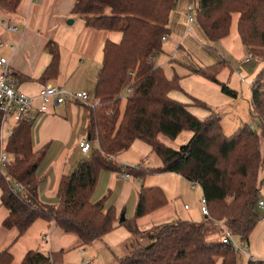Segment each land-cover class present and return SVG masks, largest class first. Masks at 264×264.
<instances>
[{
  "label": "trees",
  "instance_id": "1",
  "mask_svg": "<svg viewBox=\"0 0 264 264\" xmlns=\"http://www.w3.org/2000/svg\"><path fill=\"white\" fill-rule=\"evenodd\" d=\"M196 1V0H194ZM196 21L206 37L217 42L231 32L234 15L239 14L238 29L248 53L264 64V0H197ZM20 0H0V9L17 10ZM176 0H76L72 14L97 29L122 32L118 42L103 43L102 67L98 73L95 96L99 103L90 106L89 141L95 140L89 158L63 175L58 204H45L38 197V166L44 153L32 148L33 121L17 122L7 138L5 150L9 161L0 170V199L8 209L3 221L7 228H17V239L39 218L54 221L65 232L76 233L82 245L101 240L117 225H127L132 239L119 264H239V252L231 242L223 241L226 230L232 237L249 243L250 234L260 220L256 207L264 183V68L251 81L252 117L260 123H242L231 135L225 133L220 114L202 100L178 101L171 92L179 90L180 79H169L154 57L163 51L164 37L171 33L170 13ZM52 60L46 69L56 71L60 52L49 44ZM253 59V58H252ZM252 62V61H251ZM224 60L194 71L217 82L231 97L237 93L218 80ZM250 63V62H247ZM123 92L126 101L122 106ZM104 103L103 107L102 104ZM198 105L208 111L199 117L191 110ZM34 120V119H33ZM190 130L192 138L174 149L164 144L160 134L171 138ZM136 139L151 146L162 166L146 168L119 164L116 158ZM126 172L138 180L151 171L173 172L191 183H198L207 199L210 216L202 222L171 220L141 229L137 217L167 205V195L159 186H146L138 193L135 220L118 221L114 207L104 211L107 197L93 200L102 170ZM22 188H16V183ZM20 264H65L62 252L31 249ZM12 249L0 250V264L14 261ZM247 264H264L261 258Z\"/></svg>",
  "mask_w": 264,
  "mask_h": 264
},
{
  "label": "crops",
  "instance_id": "2",
  "mask_svg": "<svg viewBox=\"0 0 264 264\" xmlns=\"http://www.w3.org/2000/svg\"><path fill=\"white\" fill-rule=\"evenodd\" d=\"M176 1V6L170 13V23H172L174 30H177V21L182 16L179 10L184 8V13L187 15V7L193 0ZM75 2L76 0H20L17 10L12 14L0 9V57L7 58L12 65L18 80V88L21 91L36 96L45 84H60L70 91L84 90L90 94L91 91L94 93V95L91 94L89 102L67 101L60 105H50L49 110L37 114L32 122V148L35 152L44 153L37 173L39 177L38 197L45 204H58L60 202L58 192L63 175L71 174L76 169V165L82 159L89 158L92 149L98 146L97 141L91 140V151L84 153L81 151L80 142L84 139L89 140L90 104L96 97L97 76L103 64V43L108 39L118 42L123 35L118 30L97 29L86 25L83 19L79 20L72 14ZM71 18L74 19L72 24L68 23ZM170 23L169 28L171 30ZM11 25H15L16 28L10 29ZM195 29L204 35L198 24ZM182 30L185 31L183 27ZM49 44L59 49V67L56 71L48 70L46 72L52 60V54L48 49ZM193 44V41L185 40V45L191 51L195 50ZM187 47L182 46L188 50ZM208 52L210 55L212 54L211 51L208 50ZM155 63L157 65L156 61ZM186 67L189 74H182L181 89L172 91V98L190 104L191 97H196L210 106L213 104L221 105L233 98L224 91L222 92L219 84V87L212 85L211 82L213 81L197 74L194 69L200 68L199 66L195 64L188 66L187 64ZM35 104L37 107L38 101ZM190 107L193 113L199 117L208 114L207 110L198 105H191ZM8 137L9 135L5 138V143L2 146L0 143V152L2 148L5 149ZM133 147L145 153L147 157L153 151L151 146L141 139H136L131 145V148ZM121 154L116 160L119 164H124L123 161L126 160L120 159ZM143 162L141 161L142 164ZM100 175L109 186L106 194L100 199L112 197L111 192L112 194L115 193L114 181L119 182V199L116 202L121 205L118 206L117 203L111 205L114 207L119 221L122 212L126 211L125 207L131 202L136 203L143 183L132 175L126 176L123 173H116L108 169L102 170ZM188 182L191 184L189 180ZM262 188L260 191L261 198L264 197ZM189 208L188 205L185 209ZM7 215L8 209L2 206L0 199V250L9 247L14 248L13 246L19 244V239H21L20 237L17 239L19 234L17 228L3 226V221ZM171 220H174V216L170 214L166 218L161 217L153 220L145 225L146 227H143L146 229ZM262 223L258 228L257 224L249 236L254 251L258 255H251L244 248V253L248 256L240 257V253L239 264H247L253 258H264L262 247L264 222L262 221ZM58 229L61 230L59 227ZM234 240L237 242L235 236ZM17 246L21 247L24 253L26 250H30L29 244L24 240Z\"/></svg>",
  "mask_w": 264,
  "mask_h": 264
},
{
  "label": "rangeland",
  "instance_id": "3",
  "mask_svg": "<svg viewBox=\"0 0 264 264\" xmlns=\"http://www.w3.org/2000/svg\"><path fill=\"white\" fill-rule=\"evenodd\" d=\"M195 3L197 8L198 1L196 0ZM179 12L182 16L177 21V30H174L172 23H170V31L172 32L169 34L170 36L167 35L163 40L164 48L162 53L154 57L157 65L164 69L165 75H167L169 79H173L178 75L182 76V74L185 73L189 74V70L186 67L187 64L188 66L195 64L204 68L210 64L224 60L225 63L222 65L217 75L218 80L221 83L225 82L228 84V86L237 93V97H233L218 106L213 104L211 107H213V109L220 114L221 118H223L222 126L225 133L229 135L233 134L242 123L251 124L254 126L253 129L255 128L260 132L261 128L259 120L252 117L253 104L251 103L252 88L250 83L255 75L264 68V64L260 63L255 57H252V62H246L249 53L246 46L241 41L238 29L239 14L236 13L234 15L230 34L217 42H212L208 36L206 37L205 34L203 35L200 31L195 29L198 21H196L197 23L192 24V26L189 24L188 16L184 13V8L183 10L181 8ZM193 15L196 16L195 13ZM75 17L79 18V20L82 19L79 16ZM182 27L185 30L184 32ZM186 29L188 30L186 31ZM187 39L193 41L195 50L191 51L187 45H185V40ZM182 46H186L188 50L182 48ZM208 50L211 51V55ZM243 79L248 80V82ZM211 84L219 87L217 82L213 81ZM91 94L94 95L92 91ZM125 95L126 93L123 92L122 106H124L126 101ZM103 105L104 103L101 107H103ZM192 136L193 134L190 130H183L176 138L160 134V139L169 147L178 149L182 144L189 141ZM261 147L264 158L263 135ZM120 159L126 160L123 161L124 165L136 166L141 163V161H144L143 164H145L144 166L148 169L151 167L162 166V160L155 151L150 152L149 157H147L145 153H142L134 147L126 149L121 154ZM101 176L102 175H100L98 179L99 183L93 194V200L95 201L103 197L109 188ZM118 183L119 182L114 181L113 189L115 193L112 194L111 192L112 197H109L105 202L104 211L106 212L109 207H111L112 203H117L116 201L119 199ZM142 183L146 186L152 185L161 187L167 195V206L165 205V208L161 207L155 209L151 213L137 217L136 219V209L139 201V198H137L136 203H129L125 207L126 211L122 212L127 220L136 219L137 225L143 227L153 220L161 217L166 218L170 214L174 216V219L190 220L196 223L204 221V217L206 219L208 218L203 215L200 208L204 194L198 183H196V185H193L192 183L190 184L182 175L180 176L168 171H166V173L151 171L146 175ZM263 191L264 187L262 188V193H264ZM116 205L119 206L121 204L117 203ZM185 205H189L190 208L185 209L187 208ZM121 216L122 214L120 215V218ZM262 224V221H260L257 228ZM145 227L142 229L145 230ZM235 237L237 240L236 243L241 245V247L243 246L248 253L254 256L258 255L254 251L251 241L250 244L244 243L241 242L237 236ZM20 238L21 239H19L18 243L20 244L22 240H24L29 244L30 250L39 249L43 252L61 251L65 264H83L86 262L88 264H119V260L123 258L128 251L127 243L130 242V238L132 239V233L127 225H117L116 228L109 231L108 234L103 237L102 241L82 245V241H80V238L76 233L59 230L54 221L39 218L33 222L30 229ZM19 244H15L13 246L14 248H12L15 259L11 264H20L23 259L24 250L17 246ZM262 247L264 250V239ZM243 255L245 257L247 255L244 253V250L241 252L240 257Z\"/></svg>",
  "mask_w": 264,
  "mask_h": 264
},
{
  "label": "built area",
  "instance_id": "4",
  "mask_svg": "<svg viewBox=\"0 0 264 264\" xmlns=\"http://www.w3.org/2000/svg\"><path fill=\"white\" fill-rule=\"evenodd\" d=\"M196 12V3L193 0L187 7V15L189 16V23L194 24L196 22V16L193 14ZM16 28L15 25H11L10 29ZM252 56L249 54L246 62H251ZM0 143L1 146L5 143V138L13 131L14 126L20 121H33L39 113H44L49 110L50 105H60L67 101L75 102H89L91 100V94L84 90L70 91L63 85L45 84L39 91L38 95H28L18 88V80L16 79L14 69L10 65L9 61L5 57H0ZM246 81L245 79H243ZM38 101L36 107L35 102ZM99 103V100L93 98L90 106H95ZM81 151L89 153L91 151V142L84 139L80 142ZM9 161V154L2 148L0 152V170ZM126 176H129L126 172H121ZM16 188H22V184L16 183ZM188 207V205H185ZM260 213V220L264 222V198H259L256 204ZM201 210L204 216L210 215V209L207 205V199L204 196L201 202ZM223 241L225 243L231 242L235 249L239 252L244 250V247L238 245L232 233L229 230L225 231L223 235ZM83 264H88L83 263Z\"/></svg>",
  "mask_w": 264,
  "mask_h": 264
},
{
  "label": "water",
  "instance_id": "5",
  "mask_svg": "<svg viewBox=\"0 0 264 264\" xmlns=\"http://www.w3.org/2000/svg\"><path fill=\"white\" fill-rule=\"evenodd\" d=\"M73 21H74V19H70V20L68 21V23L72 24ZM123 214H124V213H122V216H121V218H120V221H123V219H125V216H124Z\"/></svg>",
  "mask_w": 264,
  "mask_h": 264
},
{
  "label": "bare ground",
  "instance_id": "6",
  "mask_svg": "<svg viewBox=\"0 0 264 264\" xmlns=\"http://www.w3.org/2000/svg\"><path fill=\"white\" fill-rule=\"evenodd\" d=\"M165 37H166V36H165ZM165 37H164V38H165Z\"/></svg>",
  "mask_w": 264,
  "mask_h": 264
}]
</instances>
